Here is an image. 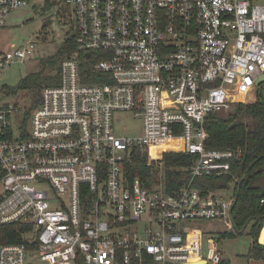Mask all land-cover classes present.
Wrapping results in <instances>:
<instances>
[{
    "label": "built area",
    "instance_id": "1",
    "mask_svg": "<svg viewBox=\"0 0 264 264\" xmlns=\"http://www.w3.org/2000/svg\"><path fill=\"white\" fill-rule=\"evenodd\" d=\"M35 1L0 0V30ZM56 4L58 17L71 8L65 41L76 44L59 83L29 108L10 101L5 86L0 94V223L25 228L21 242L0 243V264H219L215 239L206 236L209 260V232L190 223L235 228L233 168L244 152L208 148L206 124L264 95V0ZM35 51L32 40L1 45L0 78ZM120 113L141 120L139 136L117 134ZM163 140L182 148L153 155ZM170 152L193 156L179 185L167 182ZM136 154L147 161L138 165ZM202 179L221 184L205 189Z\"/></svg>",
    "mask_w": 264,
    "mask_h": 264
},
{
    "label": "trees",
    "instance_id": "2",
    "mask_svg": "<svg viewBox=\"0 0 264 264\" xmlns=\"http://www.w3.org/2000/svg\"><path fill=\"white\" fill-rule=\"evenodd\" d=\"M50 6L58 0H43ZM73 40L67 39L63 45L51 56L44 60L52 73L43 71L33 72L23 77L16 87L6 86L8 94H17L20 90H31L34 94V103L39 101L41 87L40 81L47 80L51 85L60 81L59 71L62 59L75 48ZM222 111L212 114L206 124L208 138L207 147L215 149L241 148L244 156L234 164L233 172L238 178L236 202L233 207V219L238 232L244 230L251 222H254L250 234L255 238L250 254L255 258H262L264 245L258 241L264 224V205L260 199L264 195V95L259 90L255 92L254 100L239 102L234 112L220 114ZM138 165L147 161V155L140 157ZM192 155L184 152H170L164 154L167 182L170 185L181 184L185 180L186 172L182 169L191 164ZM143 162V163H142ZM138 167V166H137ZM142 167V166H141ZM149 171L140 170L142 177ZM145 173V174H143ZM2 170L0 168V181ZM232 176H227L231 180ZM205 189H216L220 181L214 179H202L198 181ZM2 194L0 191V201ZM25 228L17 224L4 225L0 223V243H18L22 241V233ZM225 234V233H223ZM229 235H233L232 232ZM219 264H231L223 259Z\"/></svg>",
    "mask_w": 264,
    "mask_h": 264
},
{
    "label": "rangeland",
    "instance_id": "3",
    "mask_svg": "<svg viewBox=\"0 0 264 264\" xmlns=\"http://www.w3.org/2000/svg\"><path fill=\"white\" fill-rule=\"evenodd\" d=\"M62 6L61 17H58L57 4L50 6L43 0L31 2L28 7L19 9L10 15L7 26L0 30V46L7 47L13 42L26 44L29 40H32L36 44V53L26 63L13 64L11 68L5 71L4 75L0 78V94L2 93L3 86L16 87L20 80L30 73L39 71L52 73L51 69L47 65H44L43 62L63 45L70 29L69 18L71 16V8L67 5ZM49 81H40L41 90L51 85ZM34 98L35 96L31 90H20L17 94L10 96L9 100L29 108L34 102ZM253 100L254 96H250L245 101L240 102ZM238 103L236 102L232 108L222 111L220 114L234 112ZM141 124V120L134 118L132 114L120 113L117 116L116 132L118 135L139 136ZM179 143L167 140L159 144L164 149L166 146L179 148ZM253 223L251 222L241 232H238L236 228L229 231L223 222L212 219L192 221L190 227L200 228L205 232H209L203 235L202 240L204 256L209 260L211 259L212 251L208 248L206 236L215 239L223 253V258L231 264H264V255L262 258H255L250 254L251 247L255 241V238L250 234ZM230 232L233 235H229Z\"/></svg>",
    "mask_w": 264,
    "mask_h": 264
},
{
    "label": "water",
    "instance_id": "4",
    "mask_svg": "<svg viewBox=\"0 0 264 264\" xmlns=\"http://www.w3.org/2000/svg\"><path fill=\"white\" fill-rule=\"evenodd\" d=\"M263 82H264V74L257 80V84L260 85ZM263 236H264V224H263V228L261 230V233H260V236H259V239H258V241H259V243L261 245H264V238H263ZM204 263H205V261H202L201 262V264H204Z\"/></svg>",
    "mask_w": 264,
    "mask_h": 264
},
{
    "label": "bare ground",
    "instance_id": "5",
    "mask_svg": "<svg viewBox=\"0 0 264 264\" xmlns=\"http://www.w3.org/2000/svg\"><path fill=\"white\" fill-rule=\"evenodd\" d=\"M245 83H248L249 84L250 83V80L249 79H246L245 80ZM165 141H167V140H163L161 142H165ZM178 142H180V143H179V148H177V149L180 150L182 148L181 147V141H178ZM161 149H162V146L160 144H158V146H155V147L152 148V154L154 155L157 150H161ZM263 238H264V236H263Z\"/></svg>",
    "mask_w": 264,
    "mask_h": 264
}]
</instances>
